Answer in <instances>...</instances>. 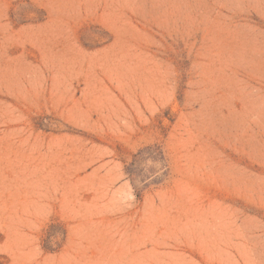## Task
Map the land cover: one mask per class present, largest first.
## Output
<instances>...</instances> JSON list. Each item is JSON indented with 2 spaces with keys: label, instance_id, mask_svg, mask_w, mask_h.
<instances>
[{
  "label": "rangeland",
  "instance_id": "1",
  "mask_svg": "<svg viewBox=\"0 0 264 264\" xmlns=\"http://www.w3.org/2000/svg\"><path fill=\"white\" fill-rule=\"evenodd\" d=\"M0 264H264V0H0Z\"/></svg>",
  "mask_w": 264,
  "mask_h": 264
}]
</instances>
